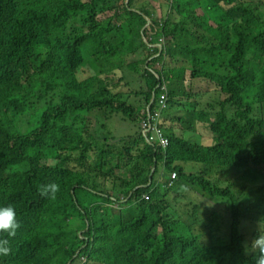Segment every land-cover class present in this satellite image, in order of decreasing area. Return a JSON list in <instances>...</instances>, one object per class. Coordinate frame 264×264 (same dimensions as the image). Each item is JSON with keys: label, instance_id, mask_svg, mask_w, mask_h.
I'll return each mask as SVG.
<instances>
[{"label": "trees", "instance_id": "16d2710c", "mask_svg": "<svg viewBox=\"0 0 264 264\" xmlns=\"http://www.w3.org/2000/svg\"><path fill=\"white\" fill-rule=\"evenodd\" d=\"M242 1L173 0V13L155 17L147 0H0V207L21 225L0 264H254L232 179L264 176V20ZM122 17L143 22V44L155 36L144 105L88 73L115 51L107 34ZM163 58L164 71L153 69ZM164 80L173 103H190L178 121L208 124L213 142L148 140ZM175 171L174 186L155 185ZM50 183L55 200L38 190ZM219 199L229 217L204 203Z\"/></svg>", "mask_w": 264, "mask_h": 264}, {"label": "rangeland", "instance_id": "374dc122", "mask_svg": "<svg viewBox=\"0 0 264 264\" xmlns=\"http://www.w3.org/2000/svg\"><path fill=\"white\" fill-rule=\"evenodd\" d=\"M147 1L153 5L151 10L153 11L155 17L163 16V13L165 15H169L168 12L173 11L172 2L169 0ZM242 3L246 5H252V9L256 12L258 11L264 20V0H243ZM189 17L190 19L195 18V16L192 14ZM122 19L123 21L115 25L113 30L107 34L110 41L113 42L116 48L115 51L109 56V60H106L105 58L100 61H97L96 59L92 60L91 71L89 69L88 73L99 74V76L105 79L107 84L112 87V90L116 93H120L124 99H128L137 106L144 105L146 104V93L151 87V82L149 81L148 77L151 76L149 74L147 76L145 69L146 63L142 60L145 59V57H147L150 53L154 52L152 46H148L147 43H149L155 36L154 34L148 33L144 38V40L146 39L147 41H145L146 45L143 44L141 36V27L143 26V22L124 17H122ZM105 22L107 21L105 20ZM193 24L197 25V22L194 21ZM158 41L159 43H163L162 38H159ZM164 58L160 62L154 63L152 65L153 69H163L164 71V65L166 66L171 62L170 58H166L165 60ZM114 59H116L117 64L113 61ZM180 62L181 61L179 60L178 64ZM126 64H129V66H125ZM189 75L190 71H188L186 74V80H190ZM188 83L189 82L185 81V83L181 84L177 90L180 91L183 88L188 89ZM198 88L205 90L206 86L200 85ZM194 89H197V87L195 86ZM194 92L195 90H193L192 93ZM189 104L190 103L184 98H179V101L173 104V107L176 110L172 111L168 115L167 121H169V126L167 127V130L164 129L165 133L171 135L172 133L177 132L179 136H184L189 140H192L196 143H202L203 145L213 142L215 133L212 128L208 126V124L202 121H197L194 124V129H191L186 126L185 121H178L181 120L180 117L190 119L191 109L189 108ZM153 121L154 126H156L158 123L164 122L165 118H156ZM172 121L176 122L173 123ZM155 133L156 130L154 131V134ZM18 168L20 171L23 169L21 167ZM166 179L167 177H163L162 182L164 183ZM232 180H236L237 183H235L233 189L238 194V196L243 199L244 205L248 211H255L259 213L257 218H254L251 213L245 214L241 226L244 231L255 236L258 222L260 221V224L264 226V176L254 173L252 176H248L245 179L235 178ZM157 183L158 182L155 181V184ZM114 188H116V191L120 192V196L130 189L128 185L122 184L115 186ZM190 193L192 194V197L193 195L195 197L198 195V193L194 191H190ZM204 203L218 210L221 214H223V218L225 216H229V200L219 199L217 201H205ZM180 227L179 231L183 228V226ZM228 232L229 230L224 227L219 231L218 234L223 236ZM203 238V241L205 242L214 240L213 232L210 227L208 228L207 234H205Z\"/></svg>", "mask_w": 264, "mask_h": 264}, {"label": "clouds", "instance_id": "9594fccd", "mask_svg": "<svg viewBox=\"0 0 264 264\" xmlns=\"http://www.w3.org/2000/svg\"><path fill=\"white\" fill-rule=\"evenodd\" d=\"M169 1L173 2V0H169ZM172 7H173V9H172L173 11H169L168 12L169 15L174 12V6H172ZM191 14L193 16L195 15V13L193 11H190V15ZM159 46L162 47V45H160V44H159ZM159 70H163V69H159ZM160 86H161L162 90L158 94L159 110L156 111L154 113V115L150 114L151 122H150L149 127L152 128V134L148 138V140L151 142H156L158 145L162 146L163 148H167L170 145V138L169 137L173 136V135H178V134H177V132L172 133L171 135L166 134L164 129L167 130V128L162 127L161 123H158L156 126H154L153 120L156 118H160L161 114L165 110H170L171 112L175 111V108L173 107L174 103H173L172 98L170 96L171 88H170L169 82L167 80H164L162 83H160ZM163 94H166L168 107H166L162 104L161 96ZM178 101H179V98H177V102ZM180 118L185 119L184 117H180ZM155 130H156V133L154 134ZM161 138L166 139L168 143L166 145H164L162 143V141L160 140ZM164 173H167V171H164ZM163 177H167V179L164 183L162 182ZM178 178H179V175H178V172H176V171L171 172L168 176H163L161 174L155 180L158 182L155 185L157 186L160 184H167L168 186H174L176 184V181ZM151 183H152V181H151ZM234 186H235V184H232V190L233 191H234V189H233ZM38 190H39V193L42 197H47L50 200H55L57 193L60 191V186L57 183H50L47 185L38 186ZM242 201H243V199H242ZM254 212L255 211H249L248 214H250V213L252 214ZM228 214H229V216H230V214H232L231 202H230V209L228 211ZM245 214H247V213L244 212V215ZM244 215H243V217H244ZM243 217H242V222H243ZM254 218H257V217L254 216ZM20 226L21 225L18 221L17 213L15 211V208L12 205L0 207V233H6L7 234L6 237L0 238V256L6 257L11 253V247H10L9 239L14 238L16 236L17 230L20 228ZM241 226H242V224H241ZM243 251H244V255L253 257L254 264H264V226H262L260 224V221L257 224L256 235L250 241H246L244 243ZM83 261L86 262L87 258H83ZM77 264H79V263H77Z\"/></svg>", "mask_w": 264, "mask_h": 264}, {"label": "built area", "instance_id": "2783aa9c", "mask_svg": "<svg viewBox=\"0 0 264 264\" xmlns=\"http://www.w3.org/2000/svg\"><path fill=\"white\" fill-rule=\"evenodd\" d=\"M161 100H162V104L164 105V106H166V107H168V103H167V99H166V94H163L162 96H161ZM161 141H162V143L164 144V145H166L168 142H167V140L166 139H164V138H161L160 139Z\"/></svg>", "mask_w": 264, "mask_h": 264}]
</instances>
